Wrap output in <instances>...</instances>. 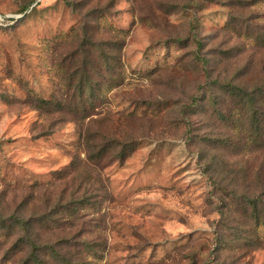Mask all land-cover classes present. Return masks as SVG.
I'll use <instances>...</instances> for the list:
<instances>
[{
	"label": "rangeland",
	"instance_id": "rangeland-1",
	"mask_svg": "<svg viewBox=\"0 0 264 264\" xmlns=\"http://www.w3.org/2000/svg\"><path fill=\"white\" fill-rule=\"evenodd\" d=\"M32 1L0 0V264L30 257L14 247L18 219L39 230L46 264H264V149L220 119L235 105L227 84L264 85V0L19 13ZM86 77L92 104L78 96ZM88 136L134 151L101 168Z\"/></svg>",
	"mask_w": 264,
	"mask_h": 264
},
{
	"label": "trees",
	"instance_id": "trees-1",
	"mask_svg": "<svg viewBox=\"0 0 264 264\" xmlns=\"http://www.w3.org/2000/svg\"><path fill=\"white\" fill-rule=\"evenodd\" d=\"M36 2L37 0L32 1L27 7L20 10L19 13L24 14L26 11L30 10ZM39 2L34 7L38 6ZM256 40L260 43H264V38H257ZM114 45L116 47L118 44L116 43ZM112 60H116L117 62V58H112ZM116 62H109V65L113 67L112 71L114 79L119 77V73L116 72L118 68H115ZM92 83L96 84V82H94L90 77L81 79L78 88V96L84 103L88 102V104H92L94 99L99 100L102 97L97 92L96 86ZM88 90L89 92L87 93ZM224 92L234 99L235 105L232 111L221 112V121L225 124H236V127L238 128L237 133L245 139L244 146L247 148H251L252 150L264 149V85L259 86L256 89L248 90L240 85L227 84L224 88ZM259 97L262 98L259 99ZM41 103L44 108L51 106L49 101L42 100ZM92 106H94V104ZM93 109L94 108L87 112V117L91 115ZM55 110V112H64L65 108L62 104L56 103ZM79 113L80 112L77 114ZM92 140L93 139L90 136H88L85 140L86 147L89 151L88 161L94 165L100 166L101 168L108 167L116 160L124 162L134 151L133 149L128 151L122 149L120 152H116L111 146H105L99 150H94ZM226 140L228 141V137H226ZM77 165L78 163H72L70 166L72 168L67 171L73 170ZM252 206L254 209L258 208L256 200L252 201ZM71 215L73 214L71 213ZM257 218L260 220V216H257ZM38 225L41 226L42 224L38 223ZM18 228L19 231L23 232L25 239L18 238L14 247L19 251H23L27 246H31L30 249H32L30 257L26 260V262H24V264H46L37 252L38 249H41L39 242V230H34V225L31 221L21 219L16 221V230H18Z\"/></svg>",
	"mask_w": 264,
	"mask_h": 264
},
{
	"label": "water",
	"instance_id": "water-1",
	"mask_svg": "<svg viewBox=\"0 0 264 264\" xmlns=\"http://www.w3.org/2000/svg\"><path fill=\"white\" fill-rule=\"evenodd\" d=\"M39 1H41V0H37L36 4H37ZM36 4H34L33 7H34ZM33 7H32V8H33ZM32 8H31V9H32Z\"/></svg>",
	"mask_w": 264,
	"mask_h": 264
}]
</instances>
